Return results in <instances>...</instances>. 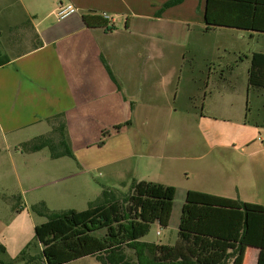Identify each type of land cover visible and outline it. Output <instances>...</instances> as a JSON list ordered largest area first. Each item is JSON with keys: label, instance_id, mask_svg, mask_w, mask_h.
Instances as JSON below:
<instances>
[{"label": "crops", "instance_id": "0c3cea01", "mask_svg": "<svg viewBox=\"0 0 264 264\" xmlns=\"http://www.w3.org/2000/svg\"><path fill=\"white\" fill-rule=\"evenodd\" d=\"M168 1L0 0V31L14 32L0 51V141L20 186L53 185L52 197L40 200L49 211L98 205L100 188L91 180L104 174L121 187L112 188L114 198L132 182H150L173 187L181 207L188 191L264 206V144L241 151L255 136L245 122L248 103L241 112L223 97L248 93L250 56L264 53V0H249L241 13L229 5L215 11L253 27L211 30L206 0L163 9ZM59 4L76 11L58 19ZM102 13L112 18L109 30L82 21ZM244 37L261 48L243 50ZM250 93L256 108L248 115L264 125V89ZM60 114L71 158L16 149L47 134L46 119ZM156 170L154 178L148 174ZM175 207L167 228L177 235L181 208ZM29 209L24 203L15 211L26 212L34 231L47 219ZM243 249L256 254V264L258 249Z\"/></svg>", "mask_w": 264, "mask_h": 264}, {"label": "trees", "instance_id": "16d2710c", "mask_svg": "<svg viewBox=\"0 0 264 264\" xmlns=\"http://www.w3.org/2000/svg\"><path fill=\"white\" fill-rule=\"evenodd\" d=\"M182 1H168L163 9ZM248 4L249 0H206L205 29L253 27V23L244 24L236 16L222 19L215 12L219 9L224 12L225 5H229L231 12L241 13V9H248ZM82 21L88 28L109 30L108 23L98 14L84 15ZM248 86V93L264 89V53L254 52L250 56ZM246 111V123L264 127L256 124L252 116L248 119V105ZM46 121L50 125L47 134L21 143L16 149L34 153L47 148L51 159L71 158L63 115ZM107 190H102L98 205L81 212H51L44 203L31 206L34 214L47 221L34 229L41 250L37 256L28 257L26 264H32L34 259L38 264H68L85 257H95L102 264H226L246 247L258 249L256 264H264V206L188 191L181 207L175 244H148L141 239L152 224L163 229L169 226L175 189L132 182L122 199L114 198L113 191ZM124 249L133 252V262L121 261ZM24 254L21 252L22 258Z\"/></svg>", "mask_w": 264, "mask_h": 264}, {"label": "rangeland", "instance_id": "374dc122", "mask_svg": "<svg viewBox=\"0 0 264 264\" xmlns=\"http://www.w3.org/2000/svg\"><path fill=\"white\" fill-rule=\"evenodd\" d=\"M10 34H14V32L10 33L7 31H2V30L0 31V51L3 50V48H6L9 40L12 39ZM232 37L234 39H240L239 38L240 36L236 34H233ZM239 43L241 45L243 44L244 46L243 50L249 48L250 52H253L256 49L261 48L259 47L258 45L259 43L256 39L249 40L247 37H244L243 40H239ZM242 66L244 67L245 64ZM243 80H245V77L244 78L242 77L239 80L238 85L240 87L241 84L243 83ZM223 97L224 100L226 99V97L230 98L226 101V103L233 104L234 108L235 109L239 108L241 112L245 108L246 101L248 103L247 105L249 109L251 107L256 108V106L253 105L252 94L251 93L246 94L245 89L243 90L240 89L239 93H235V94L232 93V94L224 95ZM248 119H250L249 115H248ZM250 126H249L250 132L255 133L254 139L249 141L248 143L249 146H246L243 143L241 145L242 147L241 151H246L248 150L247 147L250 148V146H253L255 144L262 147V145L259 142V138H264V128H260V127L254 128L253 126L251 128ZM163 136L165 137V134ZM169 137H172V133L169 134ZM2 144L3 143L0 141V264H7V263L26 264L25 261H27L26 259H28V257H34L39 254L37 250L38 245L34 237L33 228H31L27 223V216L25 214L26 212L24 213L22 211H19L18 213H16L15 210L18 209L19 207L20 208L23 207L24 203L27 205V208H30L29 205L31 204H32L31 206H33L38 203H43L40 202V200H41V196L44 195L50 199L53 193L52 192L53 185L39 187L37 183H31L30 185L20 186L16 180L17 175L13 170L14 162L11 158L8 157V153H7L8 151L4 150ZM12 150L15 151V149L11 148L9 152H12ZM44 151L45 153L49 152L47 148H44ZM65 160L69 161L67 159ZM148 174L154 178L155 175H158L160 173L156 170L154 172L148 171ZM106 175L107 174H104L103 177L99 176L98 177L99 179H96L94 181L91 180V183H93L96 187H98V189L100 188L99 189L100 192H102L101 188L108 189L107 191L111 192L110 190L114 191V189H112L113 187L116 188L120 187V185H115V183H112L111 179L109 180L102 179V178H108V176ZM127 193H128L127 189H123L121 190V193L118 194L116 193L115 196L116 198L122 199ZM174 202L176 204L175 207L176 210L180 209L181 208L180 204L182 203V199L176 197V199H174ZM7 208L8 211H6ZM23 209L24 208H22V210ZM179 212L181 211L179 210ZM12 214L15 215V218H12ZM36 222H38L37 219ZM156 232H158L159 234L157 235ZM141 241L148 244H164V245L172 246L176 242V229L175 228L163 229V228H159L156 224H152L149 228L148 233L141 239ZM21 252H25L23 257L24 259L20 255ZM255 257L256 254L249 253L247 249L246 250L243 249L240 255L231 258L230 260L227 261L226 264H253L251 262L254 260ZM34 260L32 264H38L37 259ZM125 260L132 262L135 260V256L132 251L127 249L121 251V261H125ZM71 264H102V263L98 261L96 258L88 257L85 258L84 260L73 262Z\"/></svg>", "mask_w": 264, "mask_h": 264}, {"label": "built area", "instance_id": "2783aa9c", "mask_svg": "<svg viewBox=\"0 0 264 264\" xmlns=\"http://www.w3.org/2000/svg\"><path fill=\"white\" fill-rule=\"evenodd\" d=\"M75 11H76L75 7L71 4H65V5L59 4L56 15L58 19H64L68 17L69 15H72L73 13H75ZM100 16L108 24L112 22V18H110L106 13H102L100 14ZM259 140L261 141L262 144H264V138H259ZM157 235H158V232H157Z\"/></svg>", "mask_w": 264, "mask_h": 264}]
</instances>
